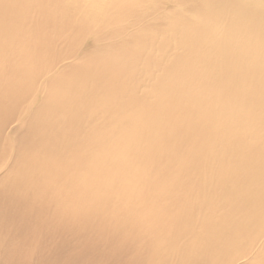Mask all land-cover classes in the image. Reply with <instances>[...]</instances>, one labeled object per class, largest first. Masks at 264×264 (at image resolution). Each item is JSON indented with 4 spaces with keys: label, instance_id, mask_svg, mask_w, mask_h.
I'll return each instance as SVG.
<instances>
[{
    "label": "bare ground",
    "instance_id": "bare-ground-1",
    "mask_svg": "<svg viewBox=\"0 0 264 264\" xmlns=\"http://www.w3.org/2000/svg\"><path fill=\"white\" fill-rule=\"evenodd\" d=\"M0 264H264V0H0Z\"/></svg>",
    "mask_w": 264,
    "mask_h": 264
}]
</instances>
